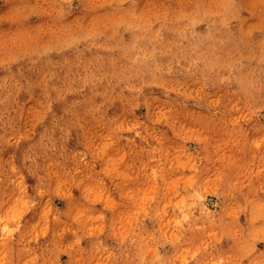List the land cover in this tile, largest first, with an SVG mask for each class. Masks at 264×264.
<instances>
[{
	"label": "rangeland",
	"instance_id": "rangeland-1",
	"mask_svg": "<svg viewBox=\"0 0 264 264\" xmlns=\"http://www.w3.org/2000/svg\"><path fill=\"white\" fill-rule=\"evenodd\" d=\"M0 264H264V0H0Z\"/></svg>",
	"mask_w": 264,
	"mask_h": 264
}]
</instances>
